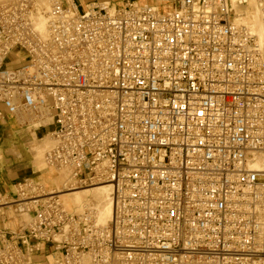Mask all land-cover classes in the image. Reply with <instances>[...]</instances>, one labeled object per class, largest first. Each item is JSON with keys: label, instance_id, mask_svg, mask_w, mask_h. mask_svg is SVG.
I'll list each match as a JSON object with an SVG mask.
<instances>
[{"label": "built area", "instance_id": "obj_1", "mask_svg": "<svg viewBox=\"0 0 264 264\" xmlns=\"http://www.w3.org/2000/svg\"><path fill=\"white\" fill-rule=\"evenodd\" d=\"M247 4L0 0V125L47 122V163L69 188L108 184L112 204L98 224L33 175L10 191L0 177V264H264V43Z\"/></svg>", "mask_w": 264, "mask_h": 264}, {"label": "bare ground", "instance_id": "obj_2", "mask_svg": "<svg viewBox=\"0 0 264 264\" xmlns=\"http://www.w3.org/2000/svg\"><path fill=\"white\" fill-rule=\"evenodd\" d=\"M92 0H83V5H87ZM108 2L109 0H102ZM235 6L238 0H230ZM158 2H160L158 0ZM163 2V0H161ZM248 4L244 7H237L245 16L250 28L258 35L261 43H264V30L261 22L260 11L255 0H247ZM164 8V5H160ZM43 22L40 29L43 30ZM28 116L24 115L20 120L24 121ZM46 124L33 123L24 127L20 131L23 140L25 154L29 157L27 164L34 168L36 178L40 183L53 193H57L64 206L73 213L81 212L85 207H92L95 210V217L98 224H107L111 212V187L108 184H99L90 187L72 189L68 187L69 176L66 171L56 170L51 167L46 160V153L50 149L52 139L49 134V128ZM12 143V141H11ZM12 154L15 158H25L24 152L16 146H11ZM1 157V154H0ZM5 187L13 189L7 180ZM5 189V188H4ZM7 191V190H6ZM10 191V190H9Z\"/></svg>", "mask_w": 264, "mask_h": 264}, {"label": "rangeland", "instance_id": "obj_3", "mask_svg": "<svg viewBox=\"0 0 264 264\" xmlns=\"http://www.w3.org/2000/svg\"><path fill=\"white\" fill-rule=\"evenodd\" d=\"M79 1L83 4V0ZM159 1L161 2V0ZM22 56V52L16 51L13 55V59L22 61ZM13 64L16 65V63H12V65ZM21 129H23V127H19L14 120H10L7 124L0 125V177L4 181L3 188L7 191L11 189L5 187V180H7L8 183L14 184L20 177L35 176L34 168L30 164H27L29 157L24 152L23 140L20 136ZM13 145L18 146L17 148L24 152V160L13 156L11 150L13 149L11 146Z\"/></svg>", "mask_w": 264, "mask_h": 264}, {"label": "crops", "instance_id": "obj_4", "mask_svg": "<svg viewBox=\"0 0 264 264\" xmlns=\"http://www.w3.org/2000/svg\"><path fill=\"white\" fill-rule=\"evenodd\" d=\"M3 181V180H2ZM4 182V181H3ZM11 186L13 185V184H11V183H9Z\"/></svg>", "mask_w": 264, "mask_h": 264}]
</instances>
